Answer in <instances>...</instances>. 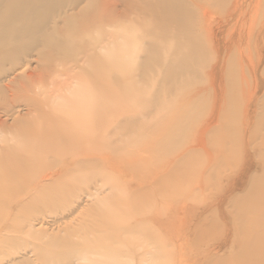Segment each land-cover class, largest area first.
<instances>
[{
    "label": "rangeland",
    "instance_id": "obj_1",
    "mask_svg": "<svg viewBox=\"0 0 264 264\" xmlns=\"http://www.w3.org/2000/svg\"><path fill=\"white\" fill-rule=\"evenodd\" d=\"M113 1L111 25H103L112 31L107 37L114 44L112 132L86 147H93L96 159H106L107 153L120 158L138 153L141 160L121 162L120 169L112 162L110 170L90 160L89 170L73 172L77 176L69 179L74 185L61 195L28 199L22 210L34 216L33 229L49 230V236L66 246L12 233L14 245L2 248L12 235L0 228V264H264V0H174L191 13L183 17V26L165 19L167 10L159 0H129L133 6ZM177 28L187 37L193 34L201 51L195 71L191 67L171 79L163 70L178 61L173 57L177 42L170 37ZM145 49L158 56L148 76L141 77ZM56 54L57 60H66ZM65 62L71 73L60 79L70 80L67 95L74 91L77 99L75 84L83 70ZM99 89L95 94L102 97ZM44 98L48 106H21L26 103L22 98V104L11 109L10 100L0 93V116L7 121L0 128V154L13 153L11 159L0 158V171L25 162L34 139L16 122L31 120L30 125L36 110L50 115L58 100L50 94ZM68 106L69 100L63 108ZM15 112L16 121L5 118ZM126 120H136L133 129L139 136L125 133ZM130 183L131 194L153 190L142 197L148 205L137 204L123 216L94 214L98 199L124 192ZM90 190H98V196L88 198ZM137 211L147 220L138 228L140 235L133 227ZM154 214L163 224L151 241L145 234L151 236L156 229ZM123 222L131 224L132 232L118 231ZM32 243L41 247L39 254Z\"/></svg>",
    "mask_w": 264,
    "mask_h": 264
},
{
    "label": "bare ground",
    "instance_id": "obj_2",
    "mask_svg": "<svg viewBox=\"0 0 264 264\" xmlns=\"http://www.w3.org/2000/svg\"><path fill=\"white\" fill-rule=\"evenodd\" d=\"M126 1L131 3L129 0ZM115 2L117 3L118 0ZM159 2L168 11L163 12L165 19L175 25L183 26V17L191 16L187 9L177 5L174 0H159ZM131 4L133 6V3ZM113 7L112 0H0L1 96L10 100L11 109H16V105L21 103L22 98L26 103L21 106L33 108L48 106L44 97L49 94L54 100H58L56 107H51L50 115L36 110V117L30 125L28 122L31 120H25L24 125L20 121L16 122L17 126L21 127V132L28 128L26 134L34 139V142H29V144L34 146L29 149L25 162L18 165L11 164V166L8 164L2 170L3 172L0 171V228L1 232L3 228H6V231L12 235L8 238L10 241L5 243L6 246L4 243L1 244L2 248L14 245L16 236L13 234L25 235L32 241L43 240L47 245L48 242L50 245L52 242V246H66L67 242L62 239L49 236V230L33 229L36 226L33 222L34 216L32 213L24 211L25 209L22 210L27 206L25 202L28 199L30 202L44 201L51 192L61 195L72 184L74 185L69 179L71 176H77L73 175V172L89 170L88 161L90 160L94 161L95 166L102 162V167L109 170L112 162L120 169L121 162L130 163L136 157L138 161L141 160L138 153L132 157L127 156L129 158H120L117 156L120 154L109 157L107 153L104 155L106 159H96L93 147L90 145L86 147V143L106 139L109 132L110 134L112 132L109 131V125L113 118V110L110 108L112 89L110 75L112 76L114 44L111 38L107 37V35H113L112 31L104 30V27L108 23L111 25L112 18L109 14L112 15ZM117 12L119 13V10ZM153 12L160 13L157 10ZM101 29L104 31L103 35ZM177 29V32L172 33L170 37L177 42L176 53L173 57L178 61L163 70L169 75V78L172 77L171 79L188 73L191 67L192 71H195L193 65L196 64L198 53L201 51L199 50V41L193 39V34L187 37L188 33L186 34L184 30L181 32V28ZM145 33L146 37H148L147 34L150 35L146 30ZM155 35L158 36V33L156 32ZM166 36L168 34H164L163 38ZM174 36L175 38H173ZM148 45L153 47L152 43H148ZM194 48L198 50L197 56L193 55L192 57ZM56 52L62 54V59L66 58L65 61L68 59L72 67L83 70L78 75L75 84L77 99H75L74 91L69 96L67 95L70 80H61L60 78L62 75L65 77L71 71L65 68L68 65L67 62L57 60ZM157 56L158 54L154 50L145 49L143 62L138 70L141 77L148 76V72L152 69L150 63L156 61ZM34 64L36 66H33ZM51 64H53V68H51ZM66 83L69 86H66ZM98 87H102L99 89L102 92V97L99 96V93L95 94V89ZM68 100L69 106L63 108ZM27 111V114L31 113V109ZM16 114L19 113H7L5 118L13 120ZM133 121L126 120L125 123H129V126L122 127L126 128L125 133L137 137L141 132H135L137 130L133 129L135 127ZM5 125H7V121L0 116V128ZM32 129L33 133L31 134ZM9 130L13 131L14 128H9ZM82 143L85 145L80 147L79 144ZM12 155L13 153H3L0 154V158L8 160ZM104 169L101 168L105 171ZM109 175L111 176V174ZM138 183L147 185L148 182L138 181ZM156 183L158 189L160 182ZM130 184L124 192L121 191L106 200L98 199L94 214L99 216L100 213V216L109 217L121 213L123 216L128 213V209H133L137 204L148 205L147 201L142 200V197L151 194L153 190L150 188L151 192L143 191L142 189L145 188H141L142 191L139 190L131 194L128 191L132 186V183ZM75 188H77L76 185ZM102 188L103 186L95 189L102 190ZM33 193L34 195L30 196ZM98 193V190L94 192L90 190L87 191L86 196L92 198L98 196ZM149 204L152 205V203ZM137 212H139L137 215L139 218L134 219V221H138L137 225L133 227H137L138 230L144 224L143 220L145 222L147 220H145L142 211ZM151 218L156 223V229L153 228L151 236L144 234L154 241L153 237L158 234L157 229L163 223L156 214ZM122 224L123 226H120L121 229L118 231L132 232L131 224L126 225L124 222ZM107 228L109 229V227ZM110 228L112 229V227ZM138 234L143 233L138 230ZM119 236H121V232H119ZM136 240H132L133 244L136 243ZM157 243L159 244V242ZM31 246L39 254L41 247L36 243H32ZM25 256L28 258V254ZM34 263L31 260V264Z\"/></svg>",
    "mask_w": 264,
    "mask_h": 264
}]
</instances>
